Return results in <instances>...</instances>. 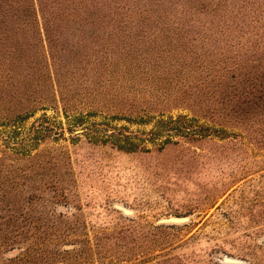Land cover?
<instances>
[{
	"label": "rangeland",
	"instance_id": "374dc122",
	"mask_svg": "<svg viewBox=\"0 0 264 264\" xmlns=\"http://www.w3.org/2000/svg\"><path fill=\"white\" fill-rule=\"evenodd\" d=\"M47 5L58 26L44 45L77 69L67 85L84 90L90 66L149 72L110 76L127 98L71 106L96 110L83 125L55 102L0 124V264H264V0ZM25 39L41 59L42 38ZM105 113L128 118L95 128ZM161 115L203 134L161 143Z\"/></svg>",
	"mask_w": 264,
	"mask_h": 264
},
{
	"label": "trees",
	"instance_id": "16d2710c",
	"mask_svg": "<svg viewBox=\"0 0 264 264\" xmlns=\"http://www.w3.org/2000/svg\"><path fill=\"white\" fill-rule=\"evenodd\" d=\"M46 6H48L47 0H19L15 3H7V6L0 5L2 12L0 16V124L3 126L19 123L24 117L33 114L35 110L51 107L54 102V104H59L60 110L66 117L69 116L71 125H83L84 117H88L96 110L88 109L85 113H81L76 109L72 110L71 106L87 101L106 104L113 98L129 97L126 88L118 89L117 82L111 81L110 76H119L121 80H127L130 74H139L143 77L148 75L149 70L143 66H139L137 69L133 68L132 71L127 67L114 69L113 64L110 65V68L101 65V69L90 66V73L84 71L85 75H81L82 79H88L87 85L81 86L84 90L78 91L75 87L67 85L69 81L67 76L73 74L77 69L75 65L66 66V63L61 64L63 68H59L57 65L60 59L59 54H56V50L50 45H44L43 41L47 36L49 38L54 32V28L58 26L55 15ZM36 34L42 38L43 43L39 60V52L34 44L31 46L33 47L32 52L28 54L23 52L27 44L30 45L25 38ZM46 41L49 42V39ZM80 67L82 68V66ZM173 68L174 71L177 70V66H173ZM164 72L167 71L159 66L151 75ZM89 75L97 77L95 81L98 82V85L95 86L90 81ZM262 90L263 95L264 82ZM192 98L191 100L194 101ZM101 116L100 121L95 123L97 129L98 127H107L111 118H128L122 114L117 116L105 113ZM190 120V117L184 115L174 117L161 115L154 121L151 135L153 136L162 129L161 131H164L165 134L161 140L163 143L179 134H203L200 131L201 126H192ZM72 129L75 133L88 132L85 126ZM107 130L109 131L103 133L112 144L131 149L132 146L129 145L133 144V140L129 133L120 134L118 128L114 126Z\"/></svg>",
	"mask_w": 264,
	"mask_h": 264
},
{
	"label": "water",
	"instance_id": "95a60500",
	"mask_svg": "<svg viewBox=\"0 0 264 264\" xmlns=\"http://www.w3.org/2000/svg\"><path fill=\"white\" fill-rule=\"evenodd\" d=\"M183 219H184V217H182V216H168V217L161 218L162 221H180ZM228 260H230V259H228Z\"/></svg>",
	"mask_w": 264,
	"mask_h": 264
}]
</instances>
